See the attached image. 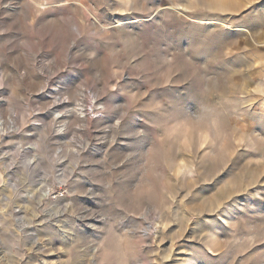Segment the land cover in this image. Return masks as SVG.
I'll list each match as a JSON object with an SVG mask.
<instances>
[{
  "label": "rangeland",
  "instance_id": "1",
  "mask_svg": "<svg viewBox=\"0 0 264 264\" xmlns=\"http://www.w3.org/2000/svg\"><path fill=\"white\" fill-rule=\"evenodd\" d=\"M0 264H264V0H0Z\"/></svg>",
  "mask_w": 264,
  "mask_h": 264
}]
</instances>
